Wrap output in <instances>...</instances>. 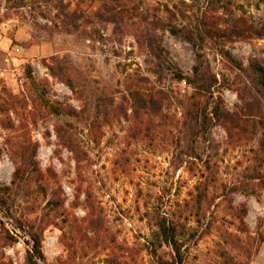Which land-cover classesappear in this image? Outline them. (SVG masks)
Returning <instances> with one entry per match:
<instances>
[{
    "label": "rangeland",
    "instance_id": "obj_1",
    "mask_svg": "<svg viewBox=\"0 0 264 264\" xmlns=\"http://www.w3.org/2000/svg\"><path fill=\"white\" fill-rule=\"evenodd\" d=\"M259 69L264 0H0V264H264Z\"/></svg>",
    "mask_w": 264,
    "mask_h": 264
},
{
    "label": "trees",
    "instance_id": "obj_2",
    "mask_svg": "<svg viewBox=\"0 0 264 264\" xmlns=\"http://www.w3.org/2000/svg\"><path fill=\"white\" fill-rule=\"evenodd\" d=\"M172 34H177L174 31H171ZM193 74L195 76V79L193 80L194 84V89L197 91H202V92H208V90L211 88L213 85V82L215 79L207 72L206 69H202L200 66L195 67L193 70ZM176 78L178 80H184L185 77L179 74H175ZM258 80L259 83L264 86V76L262 74L261 69L258 70ZM192 83V82H191ZM214 113H216V110H214ZM209 120L206 110L205 109H199L196 108L195 110V116H194V122L196 124H199L201 126L205 125L207 121ZM161 235L164 237V240L171 244L173 247L175 246V239H174V234L167 229L165 226H162L160 228ZM33 244H32V254H28L27 258V264H36V259L42 258V252H41V241L40 238L37 236H33Z\"/></svg>",
    "mask_w": 264,
    "mask_h": 264
}]
</instances>
